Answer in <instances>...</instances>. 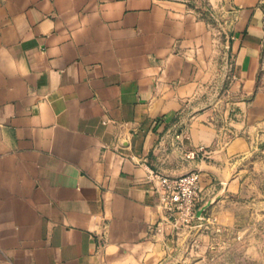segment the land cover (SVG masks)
I'll return each mask as SVG.
<instances>
[{
  "label": "crops",
  "instance_id": "obj_1",
  "mask_svg": "<svg viewBox=\"0 0 264 264\" xmlns=\"http://www.w3.org/2000/svg\"><path fill=\"white\" fill-rule=\"evenodd\" d=\"M193 1L0 0V264H209L148 170L222 225L264 191V0H203L221 35Z\"/></svg>",
  "mask_w": 264,
  "mask_h": 264
},
{
  "label": "rangeland",
  "instance_id": "obj_2",
  "mask_svg": "<svg viewBox=\"0 0 264 264\" xmlns=\"http://www.w3.org/2000/svg\"><path fill=\"white\" fill-rule=\"evenodd\" d=\"M211 21L216 24L213 19ZM215 28L220 35L225 33L222 26L215 25ZM228 85L226 79L215 87L216 90L225 91ZM249 167L256 172L253 176L257 185L264 186V181L257 175L259 171L254 168L255 164L251 163ZM230 206L233 208L226 215L231 217V222L226 225L218 220H209L213 213L211 209L205 210L199 227L189 236L193 237L191 242L208 247L204 258L208 259L209 264H264V191L253 193L239 204ZM201 235L210 237L209 245L205 239L200 240Z\"/></svg>",
  "mask_w": 264,
  "mask_h": 264
},
{
  "label": "built area",
  "instance_id": "obj_3",
  "mask_svg": "<svg viewBox=\"0 0 264 264\" xmlns=\"http://www.w3.org/2000/svg\"><path fill=\"white\" fill-rule=\"evenodd\" d=\"M207 12L210 13L216 24L224 28V17L218 14L214 9L206 4ZM230 67L232 66L231 61ZM233 67V66H232ZM232 135H228L230 138ZM175 138L178 145H186V134L177 129ZM208 151L205 147L190 149L186 152L188 159H196L205 156ZM151 189L158 195V202L162 208L163 215L157 223L156 230L159 233H166L170 230L174 233L180 231H190L199 227L201 217L198 216V208L202 195L201 173L197 170H191L180 175H171L161 169H149L146 177Z\"/></svg>",
  "mask_w": 264,
  "mask_h": 264
},
{
  "label": "trees",
  "instance_id": "obj_4",
  "mask_svg": "<svg viewBox=\"0 0 264 264\" xmlns=\"http://www.w3.org/2000/svg\"><path fill=\"white\" fill-rule=\"evenodd\" d=\"M192 4L201 9L208 20H212L210 13L207 12L206 3L203 0H194Z\"/></svg>",
  "mask_w": 264,
  "mask_h": 264
},
{
  "label": "water",
  "instance_id": "obj_5",
  "mask_svg": "<svg viewBox=\"0 0 264 264\" xmlns=\"http://www.w3.org/2000/svg\"><path fill=\"white\" fill-rule=\"evenodd\" d=\"M206 208H207V204L204 205L203 207H200V209H199V211H198V216H199V217H202V216H203V213H204V211L206 210Z\"/></svg>",
  "mask_w": 264,
  "mask_h": 264
}]
</instances>
